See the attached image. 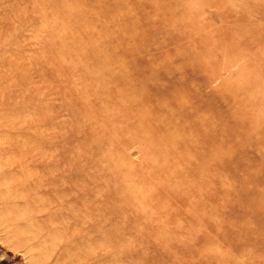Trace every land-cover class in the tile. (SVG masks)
Masks as SVG:
<instances>
[{"label": "rangeland", "instance_id": "obj_1", "mask_svg": "<svg viewBox=\"0 0 264 264\" xmlns=\"http://www.w3.org/2000/svg\"><path fill=\"white\" fill-rule=\"evenodd\" d=\"M0 264H264V0H0Z\"/></svg>", "mask_w": 264, "mask_h": 264}]
</instances>
